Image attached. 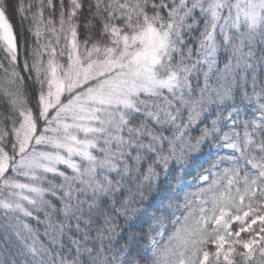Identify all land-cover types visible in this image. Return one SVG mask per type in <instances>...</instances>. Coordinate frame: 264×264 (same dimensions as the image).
I'll return each instance as SVG.
<instances>
[{
  "label": "snow or ice",
  "instance_id": "snow-or-ice-1",
  "mask_svg": "<svg viewBox=\"0 0 264 264\" xmlns=\"http://www.w3.org/2000/svg\"><path fill=\"white\" fill-rule=\"evenodd\" d=\"M258 69L264 0H0V214L58 249L23 223L26 264H264Z\"/></svg>",
  "mask_w": 264,
  "mask_h": 264
},
{
  "label": "trees",
  "instance_id": "trees-1",
  "mask_svg": "<svg viewBox=\"0 0 264 264\" xmlns=\"http://www.w3.org/2000/svg\"><path fill=\"white\" fill-rule=\"evenodd\" d=\"M56 0H54V3ZM25 3H28V0H25ZM48 12L45 11V16L47 17ZM10 21L13 24L14 29L19 33L21 30V20L20 16L15 13H9ZM24 27H28V21H24ZM26 34V33H25ZM84 37L83 30L81 31V39ZM53 39L54 37H49ZM60 44H64V40L61 39ZM222 67V64H221ZM258 72L260 74V82L264 83V69H258ZM3 74L0 73V76ZM193 84L195 85V80H193ZM251 91V89H249ZM59 182V181H57ZM58 207V205H57ZM20 221L22 223L18 224L17 220L15 218L9 219L8 217L4 216L3 214H0V260L4 261V264H12L13 261H15V264H26L28 260H30L31 256L27 252V249L25 247V244L31 243V239H24V242L22 243V238L27 237V233L23 229L22 224L27 223L31 226L33 230L38 235L40 243L48 247L51 251L55 252L58 249L50 243L49 238L45 237L43 233L46 230L44 223H37L35 220L31 218H26L23 216L19 217ZM40 220L44 221L45 216L43 213H40ZM51 220L53 223H57L62 220V217H60L58 214H54L51 217ZM84 225H81V228H83ZM19 232L20 236L18 237L16 233ZM51 234V230H49ZM72 236H77L75 232L70 233ZM91 236H95V230L93 229ZM79 239V236H77ZM59 243H63L65 247L70 246L68 242V237L64 236L62 238H58ZM39 246V245H37ZM89 247H92L93 245H88ZM22 253V254H21Z\"/></svg>",
  "mask_w": 264,
  "mask_h": 264
}]
</instances>
